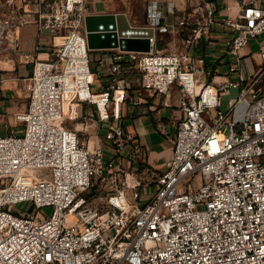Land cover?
Returning <instances> with one entry per match:
<instances>
[{
    "label": "built area",
    "instance_id": "2783aa9c",
    "mask_svg": "<svg viewBox=\"0 0 264 264\" xmlns=\"http://www.w3.org/2000/svg\"><path fill=\"white\" fill-rule=\"evenodd\" d=\"M216 9L205 0L157 31L197 45L210 38ZM89 13L90 0H0V51L30 21L53 47L34 62L28 106L16 114L22 129L0 134V264H264V46L257 74L242 53L264 32V0H240L225 20L239 78L220 82L201 76L211 73L204 56L160 52L154 34L150 51L113 50V78L94 90ZM133 74L145 89H180L172 155L150 178L123 161L127 147L146 149L122 122L123 106L139 103L128 92ZM231 88L239 95L223 110ZM79 103L93 108L82 123L96 119L94 146L66 123ZM21 201L32 209H16Z\"/></svg>",
    "mask_w": 264,
    "mask_h": 264
},
{
    "label": "crops",
    "instance_id": "0c3cea01",
    "mask_svg": "<svg viewBox=\"0 0 264 264\" xmlns=\"http://www.w3.org/2000/svg\"><path fill=\"white\" fill-rule=\"evenodd\" d=\"M115 1L117 0H90V13L125 12L132 24L153 26L157 48L160 52L188 50L195 56L206 58L205 68L211 73L201 76H205L207 81L220 82L228 78L232 80L239 78L238 72H230V65L236 59L228 54V46L235 30L228 27L225 20L229 17H236L240 0H223L227 5H224V8H220L222 5H219L210 38L190 47L186 43L185 33L157 31V27L166 22L168 18L183 15L189 0H147L149 8L143 16L133 14L128 9H116ZM11 40L15 43L12 42L11 46L6 44V48L0 51V130L8 123H13L14 114L27 108L34 62L38 58H49L53 51L51 37L40 34L34 21L19 27ZM253 46H256V50H253ZM263 46L264 32L258 38L251 39L249 44L242 49V53L246 55L245 70L249 75L261 71L260 51ZM116 49L105 48L90 51L92 65L100 76L101 82L98 84H102V89L113 78L108 67L111 62V53ZM128 79V92L137 97L139 103H127L123 106L122 122L127 131L136 135L139 145L146 149L144 153L140 151L132 155L131 147H127L123 151V161L130 168L147 173L146 177L150 178L154 172L165 169L167 159L172 155L177 122L182 115L179 107L180 89L175 85L166 95L141 87L135 74L130 75ZM261 82L264 85V76ZM235 89L239 95V88ZM84 104L88 105L80 103L82 108ZM92 121L96 123V119ZM159 123L161 126H158Z\"/></svg>",
    "mask_w": 264,
    "mask_h": 264
},
{
    "label": "water",
    "instance_id": "95a60500",
    "mask_svg": "<svg viewBox=\"0 0 264 264\" xmlns=\"http://www.w3.org/2000/svg\"><path fill=\"white\" fill-rule=\"evenodd\" d=\"M89 48H119L122 50L150 51V37L155 28L134 25L125 12L89 13L86 16Z\"/></svg>",
    "mask_w": 264,
    "mask_h": 264
},
{
    "label": "rangeland",
    "instance_id": "374dc122",
    "mask_svg": "<svg viewBox=\"0 0 264 264\" xmlns=\"http://www.w3.org/2000/svg\"><path fill=\"white\" fill-rule=\"evenodd\" d=\"M217 3V10L219 9V5L221 4L222 7L220 8H224V5H227L226 2H224L223 0H215ZM205 0H189L186 3V11L190 12L193 11L196 7H199L201 4H204ZM218 2H220L218 4ZM114 7H116V9L118 10H122V9H128L130 10L131 13L133 14H140L141 16H143L147 9L149 8V2L147 0H117L114 2ZM59 40V39H58ZM256 46H253V50H256L255 48ZM102 84H98V83H94L93 84V89L94 90H100L103 87L101 86ZM239 90V89H238ZM237 91L235 88H231L229 91L226 92H222V102L223 105H221V108L223 110H227L229 108V101L231 100L232 97L237 96ZM93 111V108L91 105H85L83 106V108L81 107L80 103L77 104L74 108L72 106H70L68 108L67 114H68V118H67V125L73 129H76L79 131V135L82 138L85 139H89L92 138L93 142L91 143V146L96 145L97 141H96V123L94 121H92V123H89V126L87 128H84L86 125V123H82L85 122V116H88L91 112ZM13 123H8V125L0 130V133L2 134H10L13 130L14 131H18L21 130L23 127V123H21L20 121H16V115H13ZM95 118H97V115H94ZM99 135H100V139L101 141L104 143V138L103 136L105 135V129H98ZM88 133V134H87ZM92 133H94L95 135H92ZM90 136V137H89ZM124 155V154H123ZM16 209L18 210H22V211H30L32 209V203L28 202V201H21L18 202L17 204H15ZM51 209L46 210V212H50Z\"/></svg>",
    "mask_w": 264,
    "mask_h": 264
},
{
    "label": "bare ground",
    "instance_id": "6f19581e",
    "mask_svg": "<svg viewBox=\"0 0 264 264\" xmlns=\"http://www.w3.org/2000/svg\"><path fill=\"white\" fill-rule=\"evenodd\" d=\"M92 135H95L94 133H92ZM92 142H93V139H92Z\"/></svg>",
    "mask_w": 264,
    "mask_h": 264
}]
</instances>
